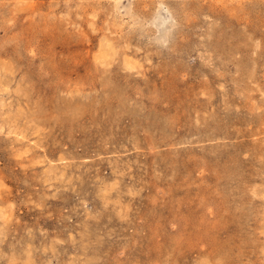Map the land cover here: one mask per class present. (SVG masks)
<instances>
[{
    "label": "rangeland",
    "instance_id": "374dc122",
    "mask_svg": "<svg viewBox=\"0 0 264 264\" xmlns=\"http://www.w3.org/2000/svg\"><path fill=\"white\" fill-rule=\"evenodd\" d=\"M0 264H264V0H0Z\"/></svg>",
    "mask_w": 264,
    "mask_h": 264
}]
</instances>
